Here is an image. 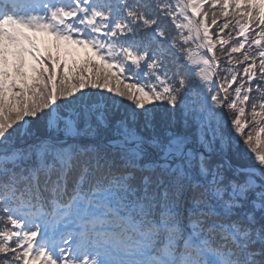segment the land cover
Here are the masks:
<instances>
[{
    "label": "snow or ice",
    "instance_id": "1",
    "mask_svg": "<svg viewBox=\"0 0 264 264\" xmlns=\"http://www.w3.org/2000/svg\"><path fill=\"white\" fill-rule=\"evenodd\" d=\"M0 264H264V0H0Z\"/></svg>",
    "mask_w": 264,
    "mask_h": 264
}]
</instances>
